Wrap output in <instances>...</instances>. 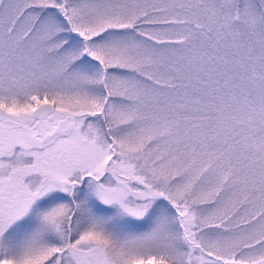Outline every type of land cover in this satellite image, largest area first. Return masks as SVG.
I'll return each mask as SVG.
<instances>
[{
	"label": "snow or ice",
	"instance_id": "obj_1",
	"mask_svg": "<svg viewBox=\"0 0 264 264\" xmlns=\"http://www.w3.org/2000/svg\"><path fill=\"white\" fill-rule=\"evenodd\" d=\"M0 264H264V0H0Z\"/></svg>",
	"mask_w": 264,
	"mask_h": 264
}]
</instances>
